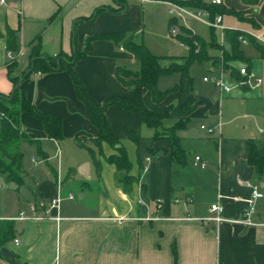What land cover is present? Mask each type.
<instances>
[{"label": "crops", "instance_id": "crops-1", "mask_svg": "<svg viewBox=\"0 0 264 264\" xmlns=\"http://www.w3.org/2000/svg\"><path fill=\"white\" fill-rule=\"evenodd\" d=\"M223 1L229 10L247 12L246 16L254 19L258 29L233 16H224L221 40L224 48H230L226 31L264 34V0H257L256 4ZM125 2L128 7L124 13L102 12L92 22L76 27V21L90 18L97 9L118 10L119 5L115 0H7L0 5V93L9 96L14 91L8 74V65L13 61L8 58V29L18 31L21 51L13 78L24 75L33 45L40 44L49 57L87 51L75 63L74 71L96 103L114 97L142 102L153 112L168 113L162 128L172 129L182 119L183 105L190 98L195 99L188 124L176 131L188 155V164L182 166L174 161L168 140L156 138L157 131L142 124L135 114L111 107L107 119L115 137L127 149L134 164L132 175L137 179L132 192L126 193L118 184L116 167L106 160L115 151L104 146V156L99 155L94 144L98 131L77 97L71 75L67 71L34 74L20 88L40 112L62 120L63 140L49 139L39 120L21 114V130L34 142L22 141L18 145L23 157L20 172L23 187L18 188L8 181L7 175L0 174L7 189L0 190V220L14 221L15 240L19 241V245L14 240L7 248L21 264H264V227L205 221L217 203L224 208V219H240L251 203L252 191L246 183L259 185L264 193V177L257 175L247 159L248 141H260L253 132H246L245 127L242 133L238 132L239 127H231L236 120L252 116L250 111H262L264 117V108L255 103L261 97L249 87L223 94L212 83L205 82L206 77L219 75L222 67L217 65L222 51L208 47L197 33L207 45V58L196 61L209 62L203 82L200 79L195 84L190 77L194 62L188 77L174 73L160 79L158 89L167 93L161 102H155L146 89L124 86L117 79L116 70L139 72L141 64L137 58L113 41L103 39L92 40L87 50L88 39L123 33L135 43L146 45L162 60L145 42L138 41V36L144 34L148 19L160 21L164 26L167 21L168 27L170 23L165 13L166 10L169 13V8L160 1ZM178 41L187 55L172 58L170 65L184 66L189 50ZM242 51L251 63L250 73L254 58L247 52L264 61V45L260 43L243 45ZM238 63L247 67L243 61H233L231 66L238 69ZM225 71V78L234 81L230 71ZM176 76L179 80L174 79L170 88L161 87L165 80ZM126 129L140 132L143 141L139 148L127 138ZM258 129L264 135V130ZM27 155L32 157L33 169L25 165ZM196 157L207 166L197 164ZM64 162L69 169L66 176L69 183L64 180ZM85 164L89 165L88 177L79 172ZM0 187L3 188L2 183ZM58 196L59 209H49L48 204ZM33 205L41 216L48 210V216L18 220L21 214L31 217ZM255 207L257 218L264 222V199L256 201ZM0 264L12 263L0 258Z\"/></svg>", "mask_w": 264, "mask_h": 264}, {"label": "trees", "instance_id": "trees-1", "mask_svg": "<svg viewBox=\"0 0 264 264\" xmlns=\"http://www.w3.org/2000/svg\"><path fill=\"white\" fill-rule=\"evenodd\" d=\"M119 5V9L115 10L111 7L99 8L90 18L79 19L75 22V27L79 23L92 22L96 16L102 12L111 14H122L127 9L125 0H115ZM160 1V0H154ZM245 4H256L257 0H243ZM184 5L207 10L210 12L211 20L217 15L233 16L242 23L250 24L257 29L256 22L253 18H249L245 11H234L225 8L224 5L216 6L208 4L203 0H195L185 3ZM171 22L169 23V25ZM258 30V29H257ZM212 31V42L208 47L219 49L222 51V68L230 71L231 78L235 81L244 78L240 75L239 69L229 65L233 61L246 62L250 73L251 63L248 61L242 51L243 44L239 41V37L244 34L243 31L230 30L226 31L225 37L229 45V50L218 43L215 30ZM184 35L179 37V40L184 43L188 50L189 56L186 59L184 66L172 64L169 67H162L160 64L161 58L154 55L146 45L137 44L132 37H127L123 33L99 35L88 39L86 48L89 49V44L92 40H109L116 45L124 48L126 51L134 55L141 64L140 71L133 73L125 68L116 70L117 79L126 87H139L146 89L152 93L155 102H161L167 96V93L161 92L158 89L159 81L162 77L181 73L188 77V71L191 65L196 61H201L207 58V45L196 35H192L190 31L184 29ZM7 51L16 54L15 59L8 65V74L14 85V91L11 95L6 96L0 93V174L7 175L10 183L15 184L18 188L24 186L25 182L20 172L22 170V154L18 151V145L22 141L34 142L27 139V136L22 132L20 125V116L22 113H27L30 116L39 120L45 128V132L49 139L61 141L63 140L62 120L58 117L47 115L40 112L29 100L27 94L22 90L21 83L28 80L34 74H44L54 71H67L73 80L75 91L79 100L83 103L86 109L87 117L90 123L97 129L98 137L94 140V144L98 149L99 155H103V147L108 146L115 151V154L110 155L106 160L117 169V181L121 188L126 193H131L134 184L137 182L136 177L132 174L134 164L129 158L127 149L115 137L106 113L109 108L117 107L120 110L131 112L137 116L139 121L148 128L157 131L156 138H165L170 144V152L174 161L182 166H187L188 155L182 149L179 138L176 136V131L186 127L189 122V116L194 109L195 99L190 98L182 107V119L172 129H163V121L168 117V113L159 114L149 110L142 102H136L132 99L114 97L106 100L104 103H96L92 100L84 85L74 71L75 63L86 56L87 51L77 52L72 55L60 54L56 57H49L42 52L40 44L33 45L29 54V66L21 78H13L12 74L17 66V58L20 53L18 31L11 29L7 30ZM254 39L250 38V45H257ZM199 49V51H197ZM219 63V60H218ZM127 138L132 141L138 148L143 141L139 131L126 129ZM94 156L95 153H93ZM248 164L255 169L259 177H264V141L257 142L254 139L248 141ZM98 170H101V165L98 164ZM16 236V227L14 221L0 220V251L8 247ZM0 258H3L0 254ZM11 262V261H10ZM12 264H21L16 257V262Z\"/></svg>", "mask_w": 264, "mask_h": 264}, {"label": "built area", "instance_id": "built-area-1", "mask_svg": "<svg viewBox=\"0 0 264 264\" xmlns=\"http://www.w3.org/2000/svg\"><path fill=\"white\" fill-rule=\"evenodd\" d=\"M7 0H0V5H5ZM146 1V0H142ZM195 0H160V2L164 3L169 8V14L171 16V24L169 25L170 35L172 38H179L184 35L183 30L186 29L191 32L192 35H195L190 29L189 25L192 21H196L202 24L207 25L209 28L214 30H224L223 26V16L217 15L213 20H211L210 12L202 9H195L189 6L184 5L185 3L192 2ZM208 4L222 6L224 5L223 0H203ZM250 38L254 39L256 42L264 45V34L263 33H248L244 32L243 35L239 37V41L247 46L250 43ZM221 45H223V41H221ZM21 55V51L19 56ZM8 58L11 60L15 59V56L12 53H8ZM225 69L221 68V71L218 76L214 77H206L205 82L212 83L216 88H218L223 94H230L234 86L230 85L225 78ZM240 75L244 78L242 83H238L234 80L237 88L248 87V80L250 78V73L248 68L242 67L239 69ZM256 83L258 86L262 84V80L258 77L256 78ZM205 130H208L209 133H213V130L206 129L204 126L202 127ZM149 160V159H148ZM195 162L199 164L202 168H205L207 165L201 162L200 157L195 158ZM245 186L249 187L252 191L251 195V203L248 208L245 209L243 215L240 219L236 220H226L223 218L224 208L221 204L217 203L211 207L210 213L211 216L206 218V222H214V223H223L229 222L233 224H239L244 227H264V222H261L257 218V211L255 207V203L258 200L264 199V193L261 191V188L257 184L246 183ZM73 196H70V199H73ZM61 203V198L58 196L56 199L52 200L48 205L49 209L57 208L59 209ZM45 205H41V208H44ZM31 217H25L24 214H21L18 220H29V219H41L48 216L49 211H44V216H41L38 213V208L36 205H33L30 209ZM57 221H60V218L57 217ZM15 244L19 245V241L15 240Z\"/></svg>", "mask_w": 264, "mask_h": 264}, {"label": "rangeland", "instance_id": "rangeland-1", "mask_svg": "<svg viewBox=\"0 0 264 264\" xmlns=\"http://www.w3.org/2000/svg\"><path fill=\"white\" fill-rule=\"evenodd\" d=\"M165 13H166V18H169V20H171V16L167 12V10L165 11ZM146 23H147L146 30H144L143 35L138 36V41L145 42V44H147L148 46H150V48H152V50L155 54H157L163 58L160 61L161 65L163 67L170 66V64L172 63V60H171L172 58H181V57L187 55L186 49L178 41L179 38L174 39L171 37L170 29L168 27L167 21H166L165 26L162 25L160 21H157L154 19L153 20L148 19ZM189 29L194 34L197 33L198 35L202 36V38L204 39V41L208 45L212 42V38H211L212 37V31L207 25L199 24V23H196L195 21H192L189 25ZM222 33H223V30H215V34H216L218 42H220L222 40ZM197 51H199V49ZM247 54L250 57L254 58V69L250 73L251 76L248 80V87H249V90L253 94H255L258 98L261 97L260 100L258 99L255 103L257 105H261L262 108H264V61H261L258 57L255 56V54H253L251 52H247ZM222 61L223 60L221 57L219 59V63L217 65V67L222 66ZM177 65H179V64H177ZM229 65H232V62ZM242 67H245V65H243V63L239 64L237 66L238 69H240ZM207 68H209V62H202V63L196 62L194 64V66L192 67V71L190 73V77L194 79L195 84H197L200 79L203 82V77L206 74ZM178 77L179 76H176V78H171V79L168 78V80H165L161 84V87L162 88H170L174 84L173 83L174 79L179 80ZM258 77L262 80V84L260 86H258V84L256 83V78H258ZM226 80H227V82H229L230 85L234 86V89L235 88L237 89V86L234 83V81H232L228 77H226ZM237 82L242 83L243 79L238 80ZM261 110H263V109H261ZM250 112L251 113H249V114H252V116H250L248 118H242V119L236 120L231 127H239V129H238L239 133H242V129H243V127H245L246 132H250V131L253 132L255 134V137L257 138V140L262 142L263 141L262 137H264V135H262L258 129V127H261L264 130V117H263L262 111L255 110V111H250ZM200 125L201 124H199L198 126H200ZM82 154L88 156V154L86 152H82ZM29 156H31V155H29ZM31 158L32 157H28V155H27V157L24 159L25 165L29 169L34 168V164L31 162ZM55 164H56V162H55ZM68 170L69 169L67 168V163L64 162L63 175H64V180L66 179V181H67L66 183H69L68 179L66 178ZM4 182H5V178L1 177L0 184L1 183L3 184V188L1 189V187H0V190H3V189L7 190Z\"/></svg>", "mask_w": 264, "mask_h": 264}, {"label": "water", "instance_id": "water-1", "mask_svg": "<svg viewBox=\"0 0 264 264\" xmlns=\"http://www.w3.org/2000/svg\"><path fill=\"white\" fill-rule=\"evenodd\" d=\"M79 172L81 175L83 176H86L88 177L89 176V165L88 164H85L83 165L80 169H79ZM0 254L1 256L8 260V261H11L13 263L16 262V256L14 253H12L7 247L3 248L1 251H0Z\"/></svg>", "mask_w": 264, "mask_h": 264}]
</instances>
